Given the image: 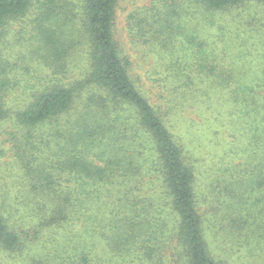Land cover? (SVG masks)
<instances>
[{
  "label": "trees",
  "instance_id": "trees-1",
  "mask_svg": "<svg viewBox=\"0 0 264 264\" xmlns=\"http://www.w3.org/2000/svg\"><path fill=\"white\" fill-rule=\"evenodd\" d=\"M80 1L76 16L62 0H0V29L37 11L45 58L57 71L67 72L69 58L83 47L80 76L50 82L20 111L5 108L0 83V123L12 122L20 146L39 150V127L71 121L66 154L56 163L35 167V159L17 152L28 179L23 193L0 190V264H223L209 242L219 221L207 217L219 213L217 206L201 210L207 195L195 191V173L168 128L167 110L137 89L128 60L118 55V0ZM194 1L209 12L247 0ZM167 4L154 14L142 8L129 16L130 27L141 36L151 33L160 48L166 41L156 35L179 17ZM75 22L83 39L63 27ZM258 83L264 89V81ZM261 100L246 106L264 113V94Z\"/></svg>",
  "mask_w": 264,
  "mask_h": 264
},
{
  "label": "rangeland",
  "instance_id": "rangeland-1",
  "mask_svg": "<svg viewBox=\"0 0 264 264\" xmlns=\"http://www.w3.org/2000/svg\"><path fill=\"white\" fill-rule=\"evenodd\" d=\"M62 1L71 14L81 12L80 0ZM165 2L179 17L156 35L166 41L160 48L151 33L141 36L130 27L129 16L142 8L154 14ZM38 25L32 8L0 29L2 102L11 113L26 107L50 82L80 76L76 66H81L78 53L83 47L69 58L67 72L57 71L45 58ZM63 27L83 39L78 22ZM113 32L118 55L128 60L137 89L167 110L168 128L195 173V191L207 195L201 210L217 206L219 213L207 217L219 221L209 234L213 256L223 264H264V113L246 106L264 94L263 86L258 88V81H264V0L209 12L194 0H118ZM66 121L38 128L39 150L18 144L21 134L9 119L0 123V190L23 193L28 178L22 155L35 159V167L61 160L71 123ZM21 150L25 154L17 153Z\"/></svg>",
  "mask_w": 264,
  "mask_h": 264
}]
</instances>
